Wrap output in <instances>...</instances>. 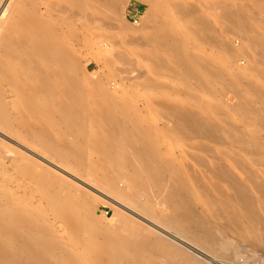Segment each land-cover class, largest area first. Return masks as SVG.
<instances>
[{"label": "bare ground", "instance_id": "bare-ground-1", "mask_svg": "<svg viewBox=\"0 0 264 264\" xmlns=\"http://www.w3.org/2000/svg\"><path fill=\"white\" fill-rule=\"evenodd\" d=\"M122 1L0 0V87L7 85L14 95L13 113L0 96L1 140L5 145L6 154L17 160L18 166L25 175L40 163L48 168L54 183L43 184V199L48 210L61 224L64 231L63 239L55 232L52 225L45 223L42 213L38 209H30L26 204L9 207L7 204L10 201L9 195L3 191L0 185V264H213V257L203 255L205 259H209L207 262L202 260V257H196L197 253L196 256L191 253L200 249L206 254L214 257L216 255L217 260V253L230 251V242L233 243L228 239L223 240L222 234L225 231L236 235H249V238L246 237L249 241L248 246L251 244L255 249L256 247L260 249V254L254 255L259 256L258 264H264V182L260 181V177L254 172L257 162L253 161L248 164L238 156L242 144L255 143L258 149L264 146V140L259 143L257 131L251 132L248 137L246 133H242V129L241 133L234 129L235 126L230 125L233 128L229 125V128L221 126V123L214 120L211 109L213 107H207V104L206 107L208 110L211 109L210 112H204L206 108L203 112L200 111L201 108L199 111L193 110V108L192 110H179L178 102L173 101L168 104V99L166 101L157 99L156 103L163 105L162 108L168 109L169 115L176 120L165 121L164 131L183 137L194 151L205 155L204 157L192 153L190 154L192 165L181 161L178 167L173 169L170 159L162 156L156 149V143L145 135L146 129L139 123H134V128L129 129L121 119V110L112 101L113 99L110 100L108 95H100L98 86L96 87L97 84L89 83L90 85H87L85 79L86 83H84V72L81 73L83 70H80V65L87 62L88 59L80 61L75 52L82 48H90L91 36L96 39V44L99 47L103 45V39L109 36L104 35L106 36L104 37L101 32L108 26L105 24L106 19L114 17ZM216 3L213 4L216 5ZM177 6L179 7V5ZM185 6L187 7V5ZM216 6L214 8L217 22L224 21L226 26L229 25V27H234V30L236 28L245 31V33L249 30V18L242 15L241 12L221 6V8H216ZM41 7L44 9L43 12H40ZM181 7L179 11L187 10ZM173 8L169 10L173 12L175 10ZM245 8L247 9V7ZM176 9L174 13L183 16L184 13H179L177 7ZM191 10L189 8L188 11ZM149 11H151L150 8ZM194 13H189L190 16L187 14L192 21L186 20L190 23L193 22L194 25L191 24L195 27L194 19H191ZM250 13L248 14L251 15ZM117 14L116 16H118ZM198 16L201 17V15ZM184 17L186 18V15ZM65 18L68 19L67 22L64 21ZM202 19L198 20V24L201 29H204L206 27L203 22L206 24L209 21L205 22ZM187 21L184 22L185 25H188ZM75 24H78L83 30L82 37L70 35ZM104 25L106 26L104 27ZM186 27L190 30L189 26ZM158 29L150 33H147L148 31L146 32L145 29L144 32L147 34L140 37L139 40V45L142 42L150 45L147 55L150 65L147 66H150L148 69L151 73L167 72L180 81L184 80L183 82L185 80L196 81L197 87L207 92L215 82L225 92L232 90L235 94H240L242 91L246 95L249 94L250 98L236 95L239 96L238 103L240 104L237 108L243 107L241 111L248 108V112L245 110L242 112L244 115L242 117L248 118L252 114L254 119L258 118L256 119L257 128L264 133V109L261 110L262 106L260 107L259 112L262 111L260 115L254 113L258 108L250 107L253 105L252 98L255 102L260 101V104L264 102V96L261 93L263 91L258 92L256 87L251 85L252 83H246L241 77H234V75L227 79L226 74V76H220L219 71L211 69V66V68L208 67L207 63L209 62L202 61L191 53L182 54V40L172 39V36L175 38L172 34L173 31L170 35L165 30L162 32V27ZM227 29L229 28H226L228 32ZM260 29L259 31L263 30ZM111 30L113 31L112 27ZM213 30L216 31V29ZM231 30L229 29V32ZM237 30L236 33L239 32ZM200 32L203 35L206 34L203 31ZM249 32L241 38H243L244 44L249 47L248 51H250L249 49L253 51L252 60L256 64L257 62L260 64V68L257 70L255 67L252 69L255 68L253 70L256 73L264 74V42L261 40L262 38L261 41L259 40L258 33L255 32V35L253 32L255 36L253 38L252 33ZM261 35L264 36V34ZM207 39L205 40L207 41ZM237 39L239 40V38ZM134 41L136 43L137 40ZM215 44L217 43L215 42ZM223 48L225 50L226 46ZM227 49L231 50L230 47ZM184 50L183 52H185ZM238 51H242V49H238ZM227 52L226 55H228ZM233 52L231 50L230 55ZM144 56L146 57V55ZM121 59L123 58L121 57ZM171 75L169 76L171 77ZM143 76L145 77V75ZM143 76L141 74L137 78ZM144 77L145 81L149 78ZM143 79L140 82H143ZM151 81L148 80L147 83H151ZM186 83L188 82L186 81ZM150 85L149 87H151ZM158 85L164 84L158 83ZM156 89L161 90L157 87ZM154 91H156L155 88ZM157 96L159 95L157 94ZM250 119L248 120L250 121ZM15 121H20L23 131L21 138L20 132L18 133L12 125ZM218 121H222L221 118ZM223 122V125L227 123L225 120ZM248 124L250 125V123ZM246 125L242 126L245 128ZM47 135L55 136L44 141L43 137ZM194 140H196L194 143L190 142ZM203 141L213 143L217 147L212 148ZM29 143H32V146ZM16 149L19 152H15ZM122 152L123 154L120 155ZM86 153L95 160L88 170L82 171L80 166ZM50 157H54L57 161H51ZM263 159H259L261 165ZM232 169L240 172L241 177L234 175ZM83 172L86 174L85 179H83ZM86 186H89L91 191L87 190ZM64 187L71 189V192L68 193ZM93 192L101 194L108 203L114 204L113 206L109 205L110 208L111 206L113 208L115 206V209L116 207L120 208L119 210L128 212V215L137 218L139 222L143 221L147 226L149 224L151 228L145 227V225L140 229H130L122 236L110 232V236L106 237L105 232V238H102V242L98 244L90 230L92 226L90 212L92 211L88 212L86 208L90 199L85 202L77 200L78 197L83 196L85 199ZM94 197L92 194V198ZM87 198H91V196ZM93 200L96 203V197ZM195 200L201 201L202 210L206 212L207 219L196 212ZM115 209L112 212L115 213ZM119 213L121 212L117 211V214ZM121 219H124V213ZM129 220L130 218L127 221ZM209 221L221 223L222 227L215 229L208 223ZM115 224L117 225V223ZM122 228H117V232L120 230V233ZM123 229L126 230L125 227ZM155 230L160 231V234ZM93 231L95 232V228ZM161 232L167 237H162ZM235 252L237 253L236 250ZM219 255L218 257H221ZM230 256L233 257L231 254ZM243 257L246 258V256L241 258ZM249 257L251 256L249 255ZM221 258L223 260L225 256ZM253 258L255 260V257ZM235 261L234 258L233 262L235 263ZM242 263L244 264V262ZM246 263L248 262L246 261ZM239 264H241V260Z\"/></svg>", "mask_w": 264, "mask_h": 264}, {"label": "rangeland", "instance_id": "rangeland-1", "mask_svg": "<svg viewBox=\"0 0 264 264\" xmlns=\"http://www.w3.org/2000/svg\"><path fill=\"white\" fill-rule=\"evenodd\" d=\"M36 1H38V0H36ZM152 1H154V2L152 3ZM201 1H202V3H201ZM262 1L263 0H249V1L248 0H198V1L197 0H170V1L169 0H167V1L166 0H157V2H156V0H148V1L147 0H125L124 1L123 0L121 2V5H119V10L116 12V14L118 13L117 14L118 16H116V14H114V17H112V18L110 17V18L106 19L105 24H107L110 28L108 26L104 25V27L105 26L106 27L103 28V30L101 31L103 36L109 35L108 38L103 39L105 41V42L103 41V45L101 47H99L96 44V39L93 36H91V38L89 40V45H90L89 47L90 48H88V49L82 48V49L77 50L75 52L80 61H82L85 58L88 59L87 62L81 63V65H80V70L81 69L83 70V71H81V73L83 74V72H84L83 81L85 79L87 81V83H86V81H84V83H86L87 85H90L89 83H93V85L97 84L96 87L98 86L97 88L99 90L100 95H103V96L108 95V97H110V100L113 99L112 101L115 104H117L116 106L121 110V119L125 122V124L128 126L129 129L134 128V126H133L134 123H139L144 129H146L145 135L147 137H149L150 139H152L156 143V149L162 156L166 157L167 159H170V161L173 164V169H176L181 161L185 162L188 165H192L193 162L190 158V154H192V153H196V154H199L200 156H204V157H205V155L201 152L194 151L188 145L189 142L187 140H185L183 137L177 136L173 133L164 131L163 128L165 126V121H174L175 119H173L169 115L168 109H166L165 107L162 108L163 105L161 106V105H158V103H156L157 99L164 100V101H166L168 99L167 100L168 104L173 103V101L178 102L177 108L179 110H183V109H191L192 110V108H193V110L197 109L199 111V108H201L200 111L203 112L204 108H206L205 110H207V111L204 110V112H210V110L212 109V111L214 112V113L212 112L213 117L215 118L214 120L218 123H221V126H225V127H228V125L229 126L232 125L233 127L235 126L234 129H236L240 133H241L240 130L242 129V133H246V135L248 137H250L251 132L257 131V133H258L257 136L259 137V138L258 137L257 138L259 140V143H262L264 140V138H263L264 133L262 131H259V128H257V124H256L257 120L256 119H258V118L254 119L255 117H253L252 114H251V117H248V118L242 117V116H244L242 112L244 110L245 111L249 110L247 108V105L245 106L247 108V110L243 109L241 111V109L243 107L241 109L237 108V107H239L238 105H240L238 103L239 96L241 95V97L246 96V97L250 98L251 96L249 97V94H247L248 95L247 96L246 94L243 93V91L240 94H235L232 92V90L231 91L227 90L228 92H225V90L221 86H219V84H216L215 82H213L212 85L213 86L217 85V86L213 87L211 85L210 91L207 92L206 90L204 91L202 89H199L196 85V83H197L196 81L185 80V82H183L184 80L180 81V80L176 79L175 77H173L170 73H167V72H164V73L161 72L158 74H153L148 69V67L150 68V66H147V65H150L148 63L149 61L147 60V55H148V52L150 50V48H149L150 45H147L146 43H143V42L140 43V45H139L140 37L145 36L147 33L154 32V30L155 31L159 30L158 28L162 27L163 30L160 29L162 32H164V30H165L166 33H168L170 35H172V34L174 35L175 38H173V36H172V39L176 40L178 38L177 39L178 41L182 40V47H183L182 49L183 50L185 49L184 50L185 52H183V50L181 49L182 54L183 53H188V54L191 53V55L198 57L202 61L209 62L210 64L207 63L209 68L212 67L211 69L214 68L215 70L219 71L220 76L221 75L222 76L227 75V79H229L230 77H233L234 75H235L234 77H236V76L241 77L246 83L247 82H248V84L252 83L251 85L256 87L258 92L263 91L261 93L264 96V74L260 73V72H258V73L254 72L255 68H256V70L258 68H260V64H258V62L256 64V62L252 60V56L254 55L253 51H251V49H249L250 51H248L249 47H247V45L244 44L245 42L243 41V38H241V37H244L243 35L247 34L250 30L253 29L252 32H249V33H252L251 34L252 37L255 38L254 33L256 32L259 34V36H257L259 38V40L262 38L261 40L264 42V39H263L264 36L261 35V34H264L263 33L264 32V1L263 2ZM171 2H173V3L171 4ZM203 2H205V3L203 4ZM223 2H224V4H223ZM147 3H149V4H147ZM155 3H156V5H155ZM181 3L183 4V6ZM208 3H209V5H208ZM213 3L214 4L216 3L217 6L214 5ZM210 4H212V5H210ZM177 5H179V7ZM184 5H187V7L186 6L184 7ZM243 5H245V6H243ZM173 6H175L174 11L176 12V10H177L176 7H177L178 8L177 12L184 13L183 16H182V14L181 15L178 13L175 14L174 11L171 12L172 10H169V9L173 8ZM181 6L187 10L182 12L184 9ZM215 6H216V8L221 6L222 8L227 7V9L229 8L232 11L235 10V11L241 12L242 15H245V17L249 18V21H250V25H249L250 27H248L249 30H247V32L245 33V31L237 30L236 28L234 30V27H229V25L226 26L225 25L226 23L224 21H218L217 22L216 17H215V13H216V10L214 8ZM180 7L183 10L179 11ZM191 7H193V8H191ZM245 7H247V9ZM149 8L151 11H149ZM189 8H190V10L192 9V10L196 11V13H194V11L192 12V10L189 12L188 11ZM209 8H211V9L208 11ZM237 8H238V10H236ZM43 11H44V9L41 7L40 12H43ZM245 11H247V12L249 11L248 13H250V11H251L250 14L253 15L255 19L252 18L253 16L250 17L251 15H249ZM189 13H192V14L194 13V15H193V17H191V19L192 18L194 19L195 27L192 26V24L194 25L193 22H191L192 24L190 22H188L190 20L189 16L191 15V14L189 15ZM207 13H210V14H207ZM184 15H186V18L184 17ZM198 15H201V17ZM115 16H116V19H115ZM187 16L189 17V19ZM194 16H196V17H194ZM166 18H167V20L165 21ZM195 18H196V21H195ZM200 18L201 19L205 18L202 20L205 22H206V20L210 22V24H208L209 22L206 24L203 22L204 26L206 27L204 29H201L199 27L198 20ZM251 18H252V20L253 19L254 20L252 21ZM173 19L176 21H174ZM157 20H159V21H157ZM64 21L67 22L68 19L65 18ZM111 21H112V24H111ZM154 21H156V22H154ZM160 21H163V22H160ZM180 21H182V22H180ZM186 21H187L188 25H185ZM190 21H192V20H190ZM251 21H252V24H251ZM107 22H109V23H107ZM164 22L168 23V24H165ZM159 24H160V26H159ZM216 24L219 26H217ZM75 25L76 26H75L74 30L72 31V33H70V35L72 34V36L82 37L83 30L80 29L78 24H75ZM122 25H124V26L122 27ZM196 25L198 28L196 27ZM209 25H210V27L208 28ZM186 26H189L190 30L197 28L198 30L194 29L195 32L197 31V33H195L194 30H191V31L188 30V28ZM111 27H112L113 31L111 30ZM127 27L129 28V30H131L130 32H129ZM190 27H192V28H190ZM211 27H213V28L210 29ZM185 28H187V29H185ZM226 28H229L230 30L233 28V30H231L232 32L231 31L229 32V29H227L229 32L228 33L226 31ZM258 28L259 29L261 28L263 30L260 29L261 31H259ZM145 29H146V32L148 31L147 33L144 32ZM147 29H149V30H147ZM151 29H153V30H151ZM213 29H216V31ZM220 29L221 30L223 29V31H221ZM236 30H237V32L239 31L238 33L241 32L240 34H242V35L236 33L235 32ZM171 31H173L172 34H171ZM200 31H203L204 33L211 35V36L209 37L206 34L203 35V33L201 34ZM233 31H234V34H233ZM199 32L201 34V37H200ZM224 32L226 34H230V33H232V34L226 35ZM133 33H134V36L132 35ZM256 33H255V35H256ZM187 35H188V37H187ZM232 35H233V37L235 36L236 38L235 37L233 38ZM251 35L248 34L249 37H251ZM106 36H104V37H106ZM192 36H195V37H192ZM212 36H214L215 38ZM191 37H192V40H191ZM204 37H205V39L208 38L207 41L204 39ZM257 37H256V39H258ZM201 38H203V39H201ZM237 38H239V40L241 38L242 41L241 40L239 41ZM135 39L137 40L136 41L137 45L134 41ZM200 39H201V41L202 40L203 41L201 42ZM208 40H209V42H208ZM221 40H222V42H220ZM186 41H188V42H186ZM210 41H212V42H210ZM215 42L217 44H215ZM94 43H95V45H94ZM213 44H215V45L213 46ZM145 45L148 47H146ZM225 46H226V48L224 50L223 47H225ZM227 47H230V49L232 51H234L233 53H231V55H230L231 50H228ZM200 49H201V51H200ZM226 49L228 52L226 51ZM238 49L239 50L242 49L243 52L238 51ZM226 52L228 55H226ZM239 53L240 54L243 53V54H241L242 56ZM144 55H146V57ZM243 55L244 56L248 55V56L244 57ZM119 57H120V59H119ZM121 57L123 59H121ZM127 59H128V62H127ZM227 60H228V62H230V60H231V62L233 61L234 63L230 62L231 63L230 64L227 62ZM249 60H250V62H249ZM253 62H255V63H253ZM126 63H129V64L132 63V64L129 67V64H126ZM135 65H138L137 66L138 68ZM249 66H250V68H249ZM134 67H135V69H134ZM252 67H255V68H253L254 70L252 69ZM147 69L149 70L150 73L148 72ZM220 70H222V71H220ZM252 70H253V72H252ZM228 72H230V73H228ZM259 73L263 74V75L261 76ZM141 74H142V76L145 75V77H149V78H147V81L149 80V82H150L152 80L151 83L153 85L151 86L150 85L151 83H149V82L147 83V81H145V79H143L144 76L141 78H137V76L140 77ZM150 74H151V76H150ZM163 74H167L168 76L171 75V77L170 76L168 77L167 75H163ZM142 79H143V82H140V81H142ZM186 81L188 83H186ZM157 82L159 84L163 83L164 85H158ZM144 84H146V85H144ZM149 85L151 87H149ZM162 86L164 89L161 88ZM156 87L158 89H161V90L158 91L156 89ZM154 88L157 92L154 91ZM211 88H213V89H211ZM219 88H221L223 91ZM101 90H103V91H101ZM101 92H102V94H101ZM157 94L159 96H157ZM236 95H239V96H236ZM0 96H1V99L7 105L8 109L13 113L14 95L12 94V92L10 91V89L7 85H3L2 87H0ZM148 100L152 101L151 103L154 102L155 104L154 103L151 104ZM252 101H253L254 107H253V105H250V107L252 106L251 107L252 109L258 108L254 111V113L256 112V114L259 113L261 115L260 112H262V111L259 112V110H260L261 106H262L261 110L264 109L263 108L264 102L260 104V101L257 100L255 102L253 98H252ZM206 104H207V107L212 106L213 108L208 110V108L206 107ZM189 106H191V107H189ZM256 106H258V107H256ZM159 107H161V108H159ZM202 107H203V109H202ZM257 110H258V112H257ZM240 112H241V114H240ZM263 113H264V110H263ZM166 117H168L169 120ZM220 118L222 121H218ZM250 118H252V119H250ZM248 119H250V121ZM224 120L227 123H225L223 125L222 123H224L223 122ZM251 120H254V121H251ZM242 121H244V122H242ZM228 122H229V124H228ZM248 123H250V125ZM12 125L15 129H17L18 133L20 132V138H21V136L23 135V131L21 130V127H20V121H15L12 123ZM242 125H246V127L244 128V126H242ZM254 125H256V126H254ZM233 127H231V128H233ZM250 129H252V130H250ZM134 133H136V132H134ZM52 136H55V135L44 136L43 140L46 141V140L50 139ZM143 138H145V137H143ZM195 141L196 140L190 141V142L194 143ZM203 142L212 148L217 147L213 143H208L206 141H203ZM29 144H30V146H32V143H29ZM256 145H255V143L242 144V146L239 149L238 156H239V158L242 159V161H244L248 164L252 163L253 161L257 162L255 164V167H254L255 168L254 172L256 173V175L258 177H260V181L264 182V166H263L264 165V159H263L264 158V146L260 147L261 148V150H260V148L258 149V146H256ZM256 149H257V151H256ZM17 151L18 150L16 149L15 152H17ZM86 152H87V150H86ZM260 152H261V154H260ZM115 154H118V153H115ZM121 154H123V152L120 153V155ZM253 155H255V156H253ZM261 155H263V156L261 157ZM116 157H117V155H116ZM257 159H258V161H257ZM259 159L260 160L263 159L262 165H261V163H260L261 161ZM50 160L54 161V162L57 161L54 157H50ZM94 160L95 159H93V157H91L88 153H86L85 158H83L82 165L80 166V170H82V171L88 170ZM258 162H259V164H258ZM232 173L238 177H241L240 172H238L236 169H232ZM85 178H86V174H85V172H83V179H85ZM186 181H188V180H186ZM44 183H54L53 179L51 178V173L49 172L48 168L46 166H44V164L40 163L39 165L33 167L32 170L28 174L25 175L23 170L20 168V166H18L17 160H14L13 158H11L9 155L6 154L5 145L2 143L1 136H0V185L3 189V191L9 195L8 198L10 199V201L7 202L8 206L14 207L17 204H26V205H28V207L30 209H38L39 211H41L42 216L45 220V223L48 225H52V227L55 229V232L57 234H59V236L61 238L64 239V231H63V228L61 227V224L58 223V221H56L54 219V217L52 216V214L50 213V211L48 210V208L44 202L43 193H42V187H43ZM222 186H224V185H222ZM64 188L68 193L71 192V189H69L67 187H64ZM86 189L91 191L90 190L91 188L89 189V186L88 187L86 186ZM92 194H93V197H94V195L96 197V203L94 202L95 200H93V199H95V197L92 198ZM92 194L90 195L91 198H87V197H90L89 195H87L85 199L83 196V197H78L77 200L79 202H85V200L87 201L88 199H90V200H88L89 205L88 206L84 205V206H86V208L88 209V212L92 211V212H90L91 221H92V223H91L92 226H91L90 230H91V234L94 236L93 238H94L95 242H98V244H100L99 242H102L101 239L105 238V236L109 237L110 232L113 234H119L120 236H122V235H125V232L130 231V229H132V230L138 229V228L140 229L145 225H146L145 227L151 228V226L149 224L147 226V224L143 223V221L139 222V220L137 218L135 219L131 215H128L129 214L128 212L121 211V210H119L120 208H117V207L115 209V206L113 208L112 206L114 204H112L110 202L108 203V201H106L105 198H103L101 194H99V193L95 194V192H93ZM194 203H195L196 212H198L200 215H202V217L204 219H207L206 212L204 210H202L201 201L195 200ZM111 204H112V206L110 208L109 205H111ZM125 207L129 208V206H127V205ZM113 209H115V213L112 212ZM117 211L121 212V213L117 214ZM123 213H124V219L126 220V218H127V220H128L130 218L129 221H127V220L125 221L124 219H121V218H123ZM132 218H133V220H131ZM118 219H119V221H118ZM123 220L126 222V224L124 223ZM131 221L132 222H138L140 224V227H139L138 223L134 224ZM119 222H120V224H118ZM104 223H105V225H104ZM115 223H117V225ZM130 223H131V225H130ZM208 223L215 229L222 227L221 223H218L215 221H209ZM93 226H95V227H93ZM122 226H124L126 228V230L123 229L124 227L122 228ZM116 227L118 229L122 228L124 230V232L121 229V232H120L121 234H120L119 233L120 230H118V232H117ZM93 228H95V232L93 231ZM105 228H106V230H105ZM153 228H155V227H153ZM155 229H157V228H155ZM108 230H110L109 233H107ZM97 231H100V232H97ZM155 231H157V230H155ZM105 232H106V235L104 236ZM157 232L160 234V231H157ZM223 234H222V238L224 236L223 240L226 241V239H228L229 242H230V240L233 241V243L230 242V245L232 248L230 247V249H229L230 251H228V252L221 251V253L223 252L222 255L220 252H218L217 253V260L215 258L216 255L214 257L208 253L206 254V252H204L200 249H197V248H196L197 249L196 252H193V253L190 252V253L193 254L194 256H196L198 254L196 257H198V258L202 257L201 259L202 260L204 259L207 262H209V259H205L203 257V255H209L208 257L214 258V259H212L213 264H216V263L217 264H229V263L230 264H235V263L237 264L238 262L240 263V260H241V264H243L242 262H244V264H245L246 261L248 262L246 264H258L259 263L258 262L259 256L257 257L255 255L260 254V249L258 247H256V249H255V247H253L251 244H249V245L253 248L248 246L249 241L247 239L249 238V235H247V236L236 235L235 233H232L229 231H225V233L223 232ZM246 234H248V233H246ZM225 235H227L228 237L226 236L227 237L226 238ZM111 236H112V234H111ZM161 236L164 237L165 234H163L161 232ZM239 236H241V237H239ZM165 237H167V236H165ZM246 237H248V238H246ZM95 238H97V239H95ZM242 243H245V244L242 245ZM233 244H234V246H232ZM185 249H188V248H185ZM231 249L234 251H232ZM199 250L201 253L199 252ZM235 250L239 254H237L235 252ZM231 252H233V253H231ZM218 254H220L219 256H221L223 258L225 256L224 259H228L227 261L229 263L227 261H225L224 259L221 260L222 258L218 257ZM230 254L233 257H231ZM249 255L251 257H249ZM242 256H246V258H244V257L241 258ZM253 257H255V260ZM218 258H219V260H218ZM234 258L236 259L235 263L233 262ZM237 258H238V260H237ZM252 260L253 261L257 260V261L253 263Z\"/></svg>", "mask_w": 264, "mask_h": 264}]
</instances>
